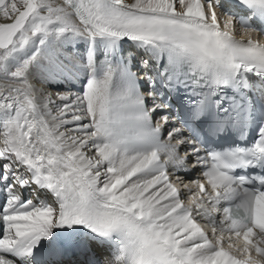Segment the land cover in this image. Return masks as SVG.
<instances>
[{"label": "snow or ice", "instance_id": "obj_1", "mask_svg": "<svg viewBox=\"0 0 264 264\" xmlns=\"http://www.w3.org/2000/svg\"><path fill=\"white\" fill-rule=\"evenodd\" d=\"M260 37L264 0H0V264H264Z\"/></svg>", "mask_w": 264, "mask_h": 264}, {"label": "bare ground", "instance_id": "obj_2", "mask_svg": "<svg viewBox=\"0 0 264 264\" xmlns=\"http://www.w3.org/2000/svg\"><path fill=\"white\" fill-rule=\"evenodd\" d=\"M54 2L60 3V0H54ZM129 51H132V50L130 48L126 49V53H128ZM33 83L38 90H44V91L50 92L53 98H55V94L57 91L63 92L68 88H71L73 91H76L79 88L78 84H75V85H64V84H55V83L54 84H41L37 80H33Z\"/></svg>", "mask_w": 264, "mask_h": 264}]
</instances>
